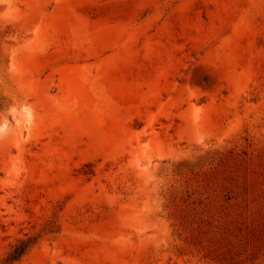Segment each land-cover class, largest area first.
<instances>
[{
	"label": "rangeland",
	"instance_id": "rangeland-1",
	"mask_svg": "<svg viewBox=\"0 0 264 264\" xmlns=\"http://www.w3.org/2000/svg\"><path fill=\"white\" fill-rule=\"evenodd\" d=\"M0 264H264V0H0Z\"/></svg>",
	"mask_w": 264,
	"mask_h": 264
},
{
	"label": "trees",
	"instance_id": "trees-1",
	"mask_svg": "<svg viewBox=\"0 0 264 264\" xmlns=\"http://www.w3.org/2000/svg\"><path fill=\"white\" fill-rule=\"evenodd\" d=\"M29 240L20 241L7 256L6 263L18 260L30 247Z\"/></svg>",
	"mask_w": 264,
	"mask_h": 264
}]
</instances>
